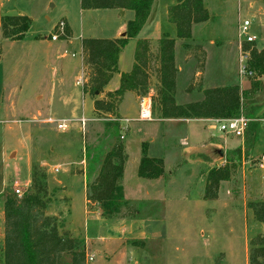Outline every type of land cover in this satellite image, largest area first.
<instances>
[{"label": "rangeland", "instance_id": "374dc122", "mask_svg": "<svg viewBox=\"0 0 264 264\" xmlns=\"http://www.w3.org/2000/svg\"><path fill=\"white\" fill-rule=\"evenodd\" d=\"M203 1L214 19L192 26L193 45H201L206 52L199 79L202 88H247L249 84L251 88L257 76L238 55L239 27L248 20L244 38L252 36L257 48L264 49V0ZM173 3L154 1L142 35L159 19L164 30L177 38L166 12V5ZM4 12L29 16L32 25L21 41L5 40L0 25V264H4V199L19 197L16 189L22 191L21 197L31 193L33 166L39 165L48 178L52 203L46 213L57 216L64 230L84 229L86 224L92 229L94 215L86 214L85 205L94 182L92 171L116 144H123L127 155L120 182L125 199L130 210L147 219L149 238L137 241L136 246L129 242L127 254L109 264H251L260 253L256 241L264 236L258 205L264 203V81L259 91L244 99L247 111L243 115L251 122L243 138L222 131L218 122L163 119L155 98L153 120L139 121V104L130 94L121 107L129 120L98 118L93 101L83 97L81 44L85 38L110 35L116 22L114 11L83 10L81 0H4ZM65 18L71 23L73 38L59 36L52 41L50 37L57 34L60 22L66 23ZM135 52L136 45L125 49L122 69L126 73L133 69ZM186 54L184 46L177 48L178 64ZM193 65L188 62L176 81L179 105L204 99L199 90L187 92L188 80L191 85L195 75L191 74ZM119 86L120 79L115 77L108 90ZM74 107L76 113H72ZM83 117L89 120L85 133L78 122L69 123L66 131L46 122ZM144 145L149 157L165 161L167 180L139 177ZM235 149H241V157L235 156V175L220 184L216 199H206L209 171L227 166L228 152ZM58 166L62 171L57 174L54 168ZM91 207L92 203L88 210ZM109 247L115 249L114 243Z\"/></svg>", "mask_w": 264, "mask_h": 264}, {"label": "trees", "instance_id": "16d2710c", "mask_svg": "<svg viewBox=\"0 0 264 264\" xmlns=\"http://www.w3.org/2000/svg\"><path fill=\"white\" fill-rule=\"evenodd\" d=\"M154 1L81 0V8L84 10H129L135 14V18L127 23V35L124 38L82 40L86 80L83 93L94 102L96 116L119 121L121 119L119 108L125 94L132 92L138 97L149 95L152 80L156 81L152 100L155 98L158 102L163 119L224 120L245 114L247 111L244 107L245 97L259 91L264 79V49L259 50L255 42L241 44L242 52L247 54V69L257 76L251 81V88L247 91L238 85L203 89L199 79L205 70L206 52L201 45L185 44L187 58L197 60L198 74L194 76L187 92L199 90L203 92L204 99L184 105L177 104L176 40L164 35L157 42L156 52L153 51L152 40L139 39L132 71L121 74L117 90L105 92V87L116 74L120 73L121 52L130 40L138 38L152 13ZM213 19L203 0H176V5L168 10V22L176 27L177 38L184 41H190L192 38L194 24ZM31 25L32 19L26 15H4L1 18L3 38L21 41ZM71 36L72 31L66 26L65 34L61 37L66 39ZM235 156L241 157V149L228 152L227 166L209 171L205 187L206 199H216L220 184L229 181L235 175L237 171ZM126 161L125 146L116 144L102 161L100 174L88 192V202L98 203L105 218H135L139 215L135 209L130 210L129 201L125 199L120 184ZM138 175L146 180H157L166 175L164 160L149 157L145 145ZM51 203L47 175L39 165H35L31 173V193L20 198L7 196L4 199V264H87L85 240L73 237L68 230H64V225L57 216L46 213ZM257 204L253 203L251 206ZM258 205L262 207L261 220L264 221V203ZM137 243L134 241L131 244L136 246ZM256 244L260 247V253L255 254L251 264H264V236H260Z\"/></svg>", "mask_w": 264, "mask_h": 264}, {"label": "crops", "instance_id": "0c3cea01", "mask_svg": "<svg viewBox=\"0 0 264 264\" xmlns=\"http://www.w3.org/2000/svg\"><path fill=\"white\" fill-rule=\"evenodd\" d=\"M174 5H176V0H175V3H173L171 5L170 4L166 5L167 16H168L169 8L171 6H174ZM153 6H154V4H153ZM113 11L115 13L114 15H116L117 18L115 17L116 22L113 26V29L110 30V35H107L106 37H92V38H95V39H118V38L126 37V35H127V23L129 21L133 20L131 18H135V14L133 11H129V10H113ZM152 12H153V8H152ZM4 13H5L4 12V0H0V20H1V17L4 15ZM131 14H133V15H131ZM151 15H152V13H151ZM151 15H150L148 21L150 20ZM65 19H66L67 27L72 31V36L67 38V39L71 40V38H73V36H74L73 29L71 27V23L69 22V20L67 18H65ZM0 23H1V21H0ZM152 24H153V26H152L150 32L146 33L145 35H142V31H143V29H142L138 38L130 40V42L126 46V48L130 45H134V46L137 45V41L139 40V37H141L140 39L152 40L153 51L156 52L157 51V42L164 35H169L171 38L176 40V43H175V63H176V67L178 69L176 81H178L179 75H181L182 73H185L184 68L188 62L194 63V65L192 66V69H191V74H193V72H194V74H195L194 76L198 75L196 73V71H197V60L196 59L187 58V56L184 55L182 57V63L183 64L182 63L178 64L177 55H176L178 47H182L185 44H193V39L191 38L190 41H184V40H181L178 38H174L171 33L166 32L164 30V26H163L162 22H160L159 19L154 20L152 22ZM176 36H177V31H176ZM192 36H193V33H192ZM196 45H199V44H196ZM212 45H214V44H212ZM237 45H238L237 46L238 55H239V57L243 58V60L245 61V68H246L247 67V55L242 52L241 43H238ZM81 47H82V44H81ZM125 49L121 52L120 58H119V71H120V73L116 74L114 76L113 80L105 87V92H112L111 90H108V89L110 88V85L114 81L115 77H119V79H120L121 74L126 73L122 69V61H123ZM243 54L246 56H244ZM133 66H134V64H133ZM85 81L86 80H84V82ZM153 81L156 82L155 80H153ZM263 81H264V79H262V83H263ZM189 82H190V80H188V83L186 86H189ZM249 88H250V84L248 85L247 88L241 87V89L244 91L249 90ZM154 93H155V91H154V88L152 85L150 95L153 96ZM129 94L131 96L135 97V100L138 104H139V100L141 98V97L136 96L132 92H128L125 94L124 100H123V102L119 108V114L121 117V119H120L121 122L123 120H129L124 115H122V112H121V107H122L125 99L128 97L127 95H129ZM83 97H84L85 101H87V99H89V97L84 95V93H83ZM103 97H104V95L101 96V98H103ZM176 102H177V100H176ZM93 105H94V102H93ZM182 105H184V104H182ZM76 110H77V107H74L72 110V113H76ZM73 115L75 116V114H73ZM178 120H180V119H178ZM178 120H169V121H178ZM182 121H186L188 123V122L194 121V120H182ZM197 121H205L208 123L209 122H212V123L216 122L217 123L216 120H197ZM151 158H153V157H151ZM164 163H165V161H164ZM101 167H102V162H100L98 164V166H95L94 170L92 171L93 172L92 175H94V180L99 176L100 171H101ZM171 175L172 174H170V176ZM170 176H167V177H170ZM161 180H167L166 175L164 177H161V178L155 180V181H161ZM146 194L151 197L150 190L147 189ZM89 204L90 203L85 198L86 214H93L94 215V218L92 219L94 222V224H92V225H94V227L92 229H90V226H91V224H90L89 228L88 227L86 228L85 227L87 225L86 224L84 226V229L80 228L81 231L79 230V228H75V229H71V230L68 229V232H70L71 235L75 238H83L85 240L87 258H89L90 256H93L94 260L92 262L97 261L99 259V261L95 262V264H109L110 262H112L116 259L118 260L121 257H123V255L127 254L126 253L127 248H128L127 244L129 242L132 243L134 241H139V240L144 241V240L149 238V235L146 232L147 219L141 217L140 214L138 216H136L135 218L108 219L102 215V209L98 203H92L91 211L88 210ZM136 228H138V231L136 230ZM108 236H110V238ZM109 243H114L115 249H110ZM92 262L87 261V264H90ZM130 263L131 262H129L127 264H130ZM119 264H121V263H119ZM122 264H124V263H122Z\"/></svg>", "mask_w": 264, "mask_h": 264}, {"label": "built area", "instance_id": "2783aa9c", "mask_svg": "<svg viewBox=\"0 0 264 264\" xmlns=\"http://www.w3.org/2000/svg\"><path fill=\"white\" fill-rule=\"evenodd\" d=\"M250 27V22L246 20L240 27V39L241 44L243 42H254L255 39L248 35L246 38H244L243 34H247ZM66 29V23L60 22L58 25V31L57 34H53L50 38L52 41H57L59 36H63L65 34ZM245 68L242 73H244ZM246 74V73H245ZM252 75V73H250ZM78 84V83H77ZM152 95H147L144 97H141L139 100V116L138 120L143 122H149L153 120V100ZM48 124H56L57 129L61 131H66L70 128L69 123H75L78 122L81 124L82 132L85 133V129L87 126V123L89 120L86 118H80V119H72V120H56L53 118H49L46 121ZM218 123H221V129L222 131L234 135L237 138H243L245 136L246 130L248 129L249 123L251 122L250 118L245 117L243 114L236 118H230V119H224V120H217ZM123 139V137H122ZM55 173H60L62 171V168L60 166L54 168ZM16 194L21 197L22 191L20 189L15 190ZM94 260L93 256H90L87 258V261L92 262ZM134 264V263H130Z\"/></svg>", "mask_w": 264, "mask_h": 264}, {"label": "water", "instance_id": "95a60500", "mask_svg": "<svg viewBox=\"0 0 264 264\" xmlns=\"http://www.w3.org/2000/svg\"><path fill=\"white\" fill-rule=\"evenodd\" d=\"M221 155H222V153H221ZM14 156V155H13Z\"/></svg>", "mask_w": 264, "mask_h": 264}]
</instances>
